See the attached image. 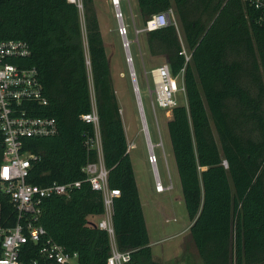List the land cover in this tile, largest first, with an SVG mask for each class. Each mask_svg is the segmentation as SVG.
<instances>
[{
  "label": "trees",
  "instance_id": "trees-1",
  "mask_svg": "<svg viewBox=\"0 0 264 264\" xmlns=\"http://www.w3.org/2000/svg\"><path fill=\"white\" fill-rule=\"evenodd\" d=\"M252 1L135 0L141 24L173 11L189 55L184 63L172 25L144 33L148 56L162 59L172 76L183 69L184 103L169 111L165 129L200 264L264 263V0L258 8ZM2 40L27 44L28 56L16 62L36 70L46 100L34 115L56 123L55 135L24 141L22 150L35 156L26 184L79 182L67 196L42 200L43 239L75 252L77 264H105L109 253L106 233L89 220L103 213L101 195L81 171L96 160L92 125L80 119L90 111L89 78L106 183L119 193L111 214L115 246L129 252L126 264H159L152 260L92 0H0ZM15 222V208L0 192V227Z\"/></svg>",
  "mask_w": 264,
  "mask_h": 264
},
{
  "label": "built area",
  "instance_id": "built-area-1",
  "mask_svg": "<svg viewBox=\"0 0 264 264\" xmlns=\"http://www.w3.org/2000/svg\"><path fill=\"white\" fill-rule=\"evenodd\" d=\"M67 1L74 3L76 0ZM119 1L110 0V4L117 23V33L121 37L125 62L130 66L132 78H134L128 52L129 41L126 39V27L121 20ZM251 3L255 8L260 6L259 0H253ZM168 25L174 28L177 26L171 9L151 15L144 21L141 29H133V32L136 37L139 33L154 31ZM28 54L27 44L23 41H0V146L2 154L0 192L8 197L16 210L14 226L9 229L0 227V264H77L75 252H66L51 240L43 239L45 232L37 225V219L43 199L52 196H67L72 189L79 187V182L65 185L52 183L44 188L25 182L30 163L35 160V156L22 150L24 141L53 136L57 132L53 118L34 115L36 106L46 105V100L42 95L36 70L33 67H22L16 62L17 59L24 58ZM179 54L183 56L184 63H187L189 55L182 46ZM182 74L183 69L177 75L172 76L164 63L149 70L152 89L148 90V95L150 98L153 97L157 108L169 112L177 105V95L183 96L184 94ZM90 94V111L81 115L80 119L92 125L93 140L90 141V147L95 150L96 160L86 163L81 171L90 189L101 195L103 213L94 222V226L104 231L108 237L109 253L105 264H126L129 261V252H121L116 248L111 224L112 201L118 197L119 193L116 189L108 188L106 183L107 171L102 162L92 90ZM151 106H153L152 103ZM143 134L148 152V163L153 166L154 170L155 157L152 153V146L148 142L145 130ZM162 190L163 188L155 177L154 191L160 193ZM29 243L31 247L27 248L26 245ZM35 247L34 258L29 259V254L31 250L35 251Z\"/></svg>",
  "mask_w": 264,
  "mask_h": 264
},
{
  "label": "rangeland",
  "instance_id": "rangeland-1",
  "mask_svg": "<svg viewBox=\"0 0 264 264\" xmlns=\"http://www.w3.org/2000/svg\"><path fill=\"white\" fill-rule=\"evenodd\" d=\"M92 6L108 61L111 86L118 104L129 160L151 243V255L155 257L152 260L159 264H200L188 233H183L188 219L181 200L180 187L165 129L164 117L169 112L157 108L153 97L150 98L148 95V90L152 89L148 72L164 62L160 58L148 56L144 33H139L136 37L134 35L133 29L142 28L135 1L120 0L119 11L122 23L126 27V39L129 41L128 52L134 72L132 80L138 89L140 117L110 0H92ZM78 11L83 33L80 5H78ZM176 25L177 35L181 39L177 21ZM181 46L184 47L183 44ZM83 49L85 50L84 47ZM88 88L90 94L89 78ZM176 99L178 104L184 103L181 94H178ZM142 126L152 146L155 157L154 170L148 163ZM155 174L163 188L160 193L154 191Z\"/></svg>",
  "mask_w": 264,
  "mask_h": 264
},
{
  "label": "water",
  "instance_id": "water-1",
  "mask_svg": "<svg viewBox=\"0 0 264 264\" xmlns=\"http://www.w3.org/2000/svg\"><path fill=\"white\" fill-rule=\"evenodd\" d=\"M124 58H125V54H124ZM128 66V72H129V77L131 79V82H132V91H133V94H134V97H135V100H136V107H137V110H138V114L140 115L141 117V108H140V105H139V101H138V96H137V89H136V85L134 84V81L132 80V72H131V68L129 65ZM142 130L144 131V126H142Z\"/></svg>",
  "mask_w": 264,
  "mask_h": 264
},
{
  "label": "crops",
  "instance_id": "crops-1",
  "mask_svg": "<svg viewBox=\"0 0 264 264\" xmlns=\"http://www.w3.org/2000/svg\"><path fill=\"white\" fill-rule=\"evenodd\" d=\"M127 1V0H126ZM135 1V0H134ZM135 5H136V3H135ZM172 11V10H171ZM172 13H173V11H172ZM173 16H174V14H173ZM175 18V17H174ZM176 29V28H175ZM177 32V31H176ZM178 39H179V43L182 45V40L180 39V37L178 36ZM183 47V46H182ZM184 48V47H183ZM185 49V48H184ZM186 50V49H185ZM169 117H170V113H168L164 118H165V121H164V123L169 119ZM155 177H156V174H155ZM157 179V178H156ZM141 211H142V209H141ZM143 215V214H142ZM144 218V217H143ZM89 220L90 221H92V222H95L96 220H97V217H90L89 218ZM144 222H145V220H144ZM190 226V223L188 222V224H187V226L185 227V229H184V232L183 233H187V229H188V227ZM145 227H146V224H145ZM148 234V233H147ZM148 236V235H147ZM148 240H149V238H148ZM149 246H150V248H151V243H150V241H149ZM151 250V249H150ZM155 257H153L152 256V259H154Z\"/></svg>",
  "mask_w": 264,
  "mask_h": 264
}]
</instances>
